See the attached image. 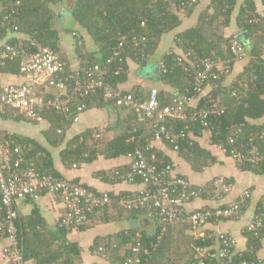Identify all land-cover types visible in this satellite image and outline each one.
Wrapping results in <instances>:
<instances>
[{"label":"built area","instance_id":"2783aa9c","mask_svg":"<svg viewBox=\"0 0 264 264\" xmlns=\"http://www.w3.org/2000/svg\"><path fill=\"white\" fill-rule=\"evenodd\" d=\"M0 1L5 11L0 26L3 27L5 21H9L16 28L21 0ZM198 2L182 0L178 7L188 11ZM246 18L249 23L264 22V15L250 9H247ZM141 23L147 27V21ZM74 35H78L77 32ZM146 41V34L134 33L132 39L120 40L105 62L90 61L85 67L77 68L50 46L25 54L26 51L16 45L4 44L5 47L0 51V64L8 58L24 57L20 69L24 81L0 83V116L14 109L28 118L42 119L43 111L54 110L64 122L76 123L86 107L85 103L76 104V101L103 92L105 99L114 102L116 106L132 107L144 126L140 134L138 128L134 127L128 139L136 144L130 153L132 164L128 169H115L112 175L132 182L139 177L146 185L133 195L114 196L73 178L44 173L40 170L39 161L45 154L37 149L34 142H22L13 134L0 130V241H9L3 247V253L10 264L25 263L15 201L19 198H36L45 193H52L64 201L66 212L58 218L57 223L66 228L86 222L108 206L126 211L149 209L157 237L150 244L140 240L134 244L130 249L134 256L128 257L125 264H144L151 259L165 233L176 224L187 225L192 229L194 254L187 264H264L262 256L256 259L242 257L238 239L232 232L206 227L210 223L242 218L250 204V189H244L237 199L223 203L232 189L231 182L225 176L214 177L210 184L196 186L190 179L179 174L175 162L166 158V153L162 155L160 150L155 149L156 142L163 143L167 148L171 146L169 149L175 152L185 142L192 145L196 138L195 128L198 127L214 130L217 135L221 133L226 105L206 89L229 77L234 62L245 56L244 44L239 39H232V56L223 60L213 55L199 54L178 37L181 52L174 62L183 68L192 86L174 93L169 103L161 104L160 90L156 86L150 88L147 98H144L142 93L123 91L114 82V77L125 70L128 59L123 54L126 47L132 48V57L138 61L146 53ZM27 55L28 59L25 57ZM255 78L256 75H252L251 79ZM38 89L46 94H55L40 98L36 96ZM232 94L239 97L242 95L236 90ZM229 130L227 146L221 145L222 149L228 150L235 161L260 168L264 162V152L256 144V139L252 136L245 143L241 140L239 128ZM204 197L214 204L193 210L187 207L195 199ZM245 231L249 237L259 238L264 231V214L256 213Z\"/></svg>","mask_w":264,"mask_h":264},{"label":"trees","instance_id":"16d2710c","mask_svg":"<svg viewBox=\"0 0 264 264\" xmlns=\"http://www.w3.org/2000/svg\"><path fill=\"white\" fill-rule=\"evenodd\" d=\"M63 1L64 0H21L19 15L16 20V28L13 27L12 22L10 23L9 21H5L3 27L0 26V40L6 38L7 35L9 36L7 41L0 46V51L5 47L4 44L6 43L24 49L26 51L25 54H31L41 47L50 46L55 48L63 58H66L62 52L59 31L54 25L56 16L62 14L61 9L59 10L58 7ZM180 1L182 0H76L72 8L73 19L83 28L87 29L97 47L95 50H88L82 39H78L77 52L81 59L80 66L85 67L90 61L105 62L107 58L112 55L114 48L118 45L120 40L132 39L134 33L147 35L146 53L138 60V63L143 65L148 58L155 54L163 34L173 31L182 24L180 13H191L194 9L193 7L189 9V12H183L177 6ZM236 4L237 0H212L211 7L213 11L202 14L196 25L178 32L177 37L181 38L186 46L194 48L203 56L213 55L221 57L223 60L230 58L232 56L230 44L234 37H225L222 32L230 25ZM247 9L257 13L260 12L253 0H247V3L242 5L239 9L237 17L239 28L246 31L250 36V45L246 43L243 44L245 46V56L246 54L252 55V60L240 74V80H234L229 85L224 86V78L216 82L211 91L214 98L220 99L221 102L226 105V113L223 115L221 133L217 135L214 130L209 131L204 127L195 128L194 134L196 138L194 143L190 145L185 142L186 144H183L182 148L177 151V153L188 161L196 171H200L205 166H212L218 162V155L212 146L219 149H222L221 145L227 146L226 142L228 141L230 128H239L241 130V140L245 143L250 141L253 136V138L256 139V144L260 147L261 151L264 152V122H255V120H260L264 117V22L249 23L246 21ZM4 14L5 11L1 5L0 23L3 22ZM260 14L264 15V9ZM142 21H147V27L141 25ZM20 35L23 38L20 37ZM132 53V48L126 47L123 55L126 56L128 60H126L125 70L120 75L114 77L116 85L120 86L121 83L129 79L128 62L130 58L135 59L132 57ZM177 54L175 50L164 53L158 72L159 80L176 86L178 88L176 92L184 91L192 86L190 78L184 72L183 68L175 65L174 59ZM25 57L28 59V55ZM24 60V57L21 56H17L13 59L8 58L4 63L0 64V71L22 76L20 69ZM235 63L236 62H234V64ZM115 64H117V61ZM231 74L228 76L230 77ZM252 75H256V78L251 79ZM159 89L161 104L169 103L172 95L176 93H170L162 88ZM234 90L242 95L240 97L233 95L232 92ZM125 92H132L135 94L142 93L144 98H147L149 93L146 94V92L139 90ZM54 94L55 93L46 94V92H42L39 93L38 97L43 98L46 96H53ZM82 102L86 104L85 109L91 106L105 107L113 105L118 114L124 117L122 120L123 123L120 132L108 141H103L102 138L95 135L94 131L90 129L74 135L67 141V145L61 151L62 160L67 166H72L74 163L79 162L93 161L99 154L113 158L130 154L134 151L136 144L128 141L131 131L136 127L138 128V134H140L143 132L144 126L142 121L138 120V116L132 107L129 105L116 106L114 102L107 101L103 92L100 91L83 100L78 99L76 104ZM14 114L25 116L14 109H11L2 116L8 117ZM41 115L43 118H47L51 123L49 129L45 131L48 140L54 145L62 143L65 140L66 126L64 122H62V117L54 110L43 111ZM59 129H61L62 132H58ZM204 135L209 138L208 142H206L208 144L207 146L203 141L205 138ZM261 135H263V137H261ZM14 136L18 137L22 142H34L37 149L45 154L39 161V167L42 172L63 176L55 167L51 154L47 151L46 147L33 138L20 135ZM169 148H171V146H169ZM155 149L158 151L160 150V154L164 155L160 147L155 145ZM222 150L226 152L228 156H231L228 150ZM165 155L166 158H171L170 155ZM236 163L242 170H250L257 174H264V162L260 168H255L250 163L241 164L238 161H236ZM128 168L129 167L119 168V170ZM179 174L189 179L188 175ZM137 178L139 179V177ZM106 209L107 208L104 210ZM260 210H258L257 213L264 214L263 207ZM127 212L130 214L140 212L149 214V209L143 208ZM17 223L19 227L20 246L23 249L25 260L35 258L37 264H74L76 262L74 256H78L79 251L76 250L78 244L72 243L65 237L70 228L62 227L58 224L60 234L62 233L60 236L52 234L50 240L44 235L43 238H45L46 241L41 242L39 240L37 244H29L27 240L23 239V234L20 231L21 219H19V216ZM84 223L77 226H82ZM183 226L186 227L187 225ZM156 231L157 230L153 233L143 231L139 234L137 231L129 233L122 232L120 235L118 234V239L114 241L110 240L108 244L110 247L108 250L113 249L119 251L121 248L129 246L126 255H123L124 258L122 263L125 264L128 257L134 256L130 250L131 247L139 240L143 242L146 241L150 244L152 240H155L157 237ZM168 231L165 233L158 249L151 258H154V261L149 259L144 264H187L191 260L194 250L191 244L192 236L190 235L187 240L184 241L187 243L186 248L191 252L189 261L178 263L177 261L167 260V257L170 256L167 249L170 247L172 248V242L169 236H167ZM263 236L264 231H262L259 238L249 237L251 245L249 249L244 251L242 257L249 259L261 257L258 256L257 248L260 247ZM167 239H169L167 241L168 244L164 249L165 251H163L162 245ZM176 246L177 244L174 248ZM178 247H180V245ZM161 250L163 252H161Z\"/></svg>","mask_w":264,"mask_h":264},{"label":"crops","instance_id":"0c3cea01","mask_svg":"<svg viewBox=\"0 0 264 264\" xmlns=\"http://www.w3.org/2000/svg\"><path fill=\"white\" fill-rule=\"evenodd\" d=\"M75 1L76 0H64L62 2L58 7L59 10L61 9L62 14L56 16L54 25L60 34L62 52L66 58L71 61L73 66L77 68L81 65V59L77 52L78 39H82L88 50H95L97 47L87 29L83 28L73 19L72 8L74 7ZM211 1L212 0H199L191 13H180L182 24L173 31L163 34L155 54L148 58L143 65L139 66L138 61L130 58L128 62L129 79L121 83L120 88L123 91L139 90L147 94L150 88L158 86L170 93L176 92L178 90L176 86L164 83L158 78L162 57L164 53L173 50H175L176 53L181 52L177 41V33L196 25L202 14L212 12L213 8L211 7ZM253 2H255L258 11L262 13L264 9L263 0H253ZM1 3L0 1V9ZM246 3L247 0H237L234 13L231 17V23L222 33L225 37H234L239 39L242 43L250 45V36L246 31L239 28L237 21L239 9ZM183 12H189V10ZM68 15L71 16L73 20L70 28H67L63 23L64 18ZM74 32H77L78 35H74ZM20 37L22 36L20 35ZM8 38L9 36L7 35L6 38L0 40V46L5 43ZM150 60H153L156 65L154 75L146 71V66ZM251 60L252 55L246 54L243 59L236 61L232 74L230 77L224 79L223 85L226 86L234 80H240V74L249 65ZM23 81V76L19 74L0 71V83H20ZM213 85L215 84L209 85L206 91L211 92L214 87ZM36 93L37 96H39L42 90L38 89ZM16 114L8 117L0 116V130L13 135L33 138L41 143L51 154L54 165L61 175L76 179L96 190L108 191L114 196L133 195L146 187L139 179L132 182L112 175L115 169L130 167L133 161V157L130 154L113 158L99 154L93 161L74 163L72 166H67L62 160L61 151L67 145V141L76 134L90 129L94 131L95 135L102 138L103 141H108L120 132L124 117L118 114L113 105L105 107L91 106L84 109L80 115V120L76 123L64 122L62 120L66 125L65 140L59 145L52 144L46 136L45 131L51 126L47 118L32 119ZM255 122L263 123L264 117L260 120H255ZM118 129L119 132H117ZM204 137L203 141L207 146L208 144L206 142H208L209 138L205 135ZM155 144L160 147L164 153L171 156V159L176 164L177 171L188 175L189 179L196 186L210 184L214 177L220 175L229 179L232 184V189L222 201L223 203H229L237 199L244 189L251 190L252 196L250 204L242 218L238 220L226 219L217 223H210L206 226L210 229L232 232L238 239V249L242 253L249 249L251 240L249 241V236L245 228L253 220L258 210L262 209V207L264 210V174H257L250 170L240 169L231 156H228L226 152L215 146H212V148H214L218 155V162L212 166H205L200 171H196L193 169L192 165L177 152L170 150L161 142H156ZM210 204L214 203L204 197L195 199L189 203L187 207L193 210L203 205ZM15 208L19 219H21L20 231L23 234V239L27 240L29 244H37L39 240L41 242L46 241V239L43 238L44 235L47 239L49 238L51 240L52 234H55V236H60L62 234H60L57 221L60 216L65 214L66 205L59 196L52 193H45L36 198H19L15 201ZM155 230V222L149 214H145L144 212L130 214L126 210L116 206H108L106 210L90 217L84 225L71 227L67 231L65 237L72 243L78 244L76 250H78L79 253L78 256H74L76 259L74 264H123V255H126L129 246H126L127 248H121L119 251L113 249L108 250L110 247L108 246L110 240L114 241L118 239V236L122 232L129 233L137 231L139 234L143 231L153 233ZM189 235L192 236L193 233L188 226L184 227L181 224H176L170 227L167 236H169L172 242V248L170 247L167 249L168 253H170L167 260L189 261L191 252L186 248L187 243L184 242ZM169 239H167L166 242ZM8 242V239L0 241V264H10L8 257L3 253V247ZM166 242L162 245L163 251H165L164 249L168 244V242ZM176 244L177 246L174 248ZM179 245L180 247H178ZM101 247L105 248L100 250ZM257 249L258 256L264 257V236L261 239L260 247ZM163 251L161 250V252ZM151 260L154 261V258ZM24 264L37 263L35 258H30L25 260Z\"/></svg>","mask_w":264,"mask_h":264},{"label":"rangeland","instance_id":"374dc122","mask_svg":"<svg viewBox=\"0 0 264 264\" xmlns=\"http://www.w3.org/2000/svg\"><path fill=\"white\" fill-rule=\"evenodd\" d=\"M63 23L67 28H70L72 26L71 24L73 23L72 17L68 15L67 17L64 18ZM139 66H140V64H139ZM155 67H156L155 62L153 60H150L148 65L146 66V71H149L151 73V75H154L155 74ZM144 73H145V71H144ZM158 89H159V87H158ZM117 132H119V129L117 130ZM177 262L182 263L183 261H177Z\"/></svg>","mask_w":264,"mask_h":264},{"label":"clouds","instance_id":"9594fccd","mask_svg":"<svg viewBox=\"0 0 264 264\" xmlns=\"http://www.w3.org/2000/svg\"><path fill=\"white\" fill-rule=\"evenodd\" d=\"M177 6H178V4H177Z\"/></svg>","mask_w":264,"mask_h":264}]
</instances>
